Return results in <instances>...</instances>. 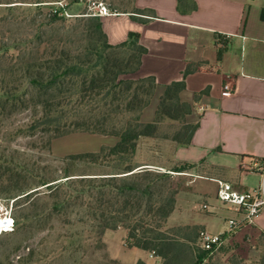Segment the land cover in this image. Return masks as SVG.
<instances>
[{"label": "trees", "instance_id": "obj_1", "mask_svg": "<svg viewBox=\"0 0 264 264\" xmlns=\"http://www.w3.org/2000/svg\"><path fill=\"white\" fill-rule=\"evenodd\" d=\"M74 1L80 4L79 0ZM21 7L5 8L12 13ZM35 8L39 12L41 5ZM196 9L195 2L179 0V11L189 13ZM74 18L78 25L71 32L82 37L84 46L74 47L68 34L44 38L45 30L40 33L35 53L22 52L15 45L6 46L10 61L0 80V115L18 104L32 109L35 124L47 126V132L51 133L49 147L56 138L80 132L115 136L120 141L115 147H103L97 153L64 158L65 168L60 176L33 175L34 179L26 184L18 183L21 173L11 177L0 195L14 200L15 230L23 228L30 218L27 203L41 193L40 189L30 192L31 187L36 186L43 187L45 196L52 200L53 212L65 217V224L84 225L86 245L93 251L105 249L106 231L122 227L126 230L127 249L149 252L160 258L161 264H204L216 252L223 253L222 246L213 251L200 247V233L204 231L201 226L167 227L178 194L172 175L156 168H142L135 158L142 137L163 138L180 146L191 143L198 125L186 121L192 107L180 99L186 89L185 79L167 86L155 121L141 123V114L151 102L157 84L153 77L128 78L140 69L147 53L139 44L140 35L131 33L127 41L111 45L99 17ZM61 20L67 18L52 14L44 20L43 26L54 31L55 24ZM10 51L19 54L10 55ZM221 56L222 50L219 58ZM197 68L188 66L184 77ZM166 122L179 126L172 135L161 137ZM258 161L264 167V159ZM79 163L108 167L114 173L79 174L75 171ZM193 168V165L183 164L173 167L172 171L182 173ZM30 174L32 176V172ZM107 262L117 264L113 260ZM137 264L146 263L139 260ZM221 264H247V261L233 255ZM250 264H264V256L261 261Z\"/></svg>", "mask_w": 264, "mask_h": 264}, {"label": "crops", "instance_id": "obj_2", "mask_svg": "<svg viewBox=\"0 0 264 264\" xmlns=\"http://www.w3.org/2000/svg\"><path fill=\"white\" fill-rule=\"evenodd\" d=\"M191 1L197 9L189 13L179 11V0H130L128 7L114 9L106 4L114 15L100 18L111 45L136 33L147 49L140 69L128 77H153L157 84L141 123H153L167 86L185 79L180 99L192 107L186 121L198 125L187 146L142 137L135 158L142 168L160 169L174 179L178 194L168 227L201 226L213 234L224 233L225 258L238 255L259 262L264 256V210L252 224L231 231L229 221L242 220L243 214L218 202L216 193L218 181L241 192L264 185V171L255 166L264 159V0ZM190 65L198 68L184 77ZM225 84L237 87V92L225 96ZM119 141L115 136L73 133L54 139L51 151L64 159L113 148ZM160 144L172 164L194 168L177 173L173 167L140 161L157 153ZM100 169L107 171L98 174L114 173Z\"/></svg>", "mask_w": 264, "mask_h": 264}, {"label": "rangeland", "instance_id": "obj_3", "mask_svg": "<svg viewBox=\"0 0 264 264\" xmlns=\"http://www.w3.org/2000/svg\"><path fill=\"white\" fill-rule=\"evenodd\" d=\"M0 1L3 2L0 4L3 7L0 9V80L3 77L4 68L8 67L10 61L6 55V46L15 45L22 52L35 53L42 30L47 31L44 38L61 37L68 34V36L71 35L74 47L86 45L80 35H74L71 32L78 25L76 18L58 21L54 26V31H49L43 26L44 20L52 15V6H47V4L61 0ZM39 1L42 3L38 4ZM91 2L104 3L110 5L109 8L114 9L128 7L130 0H91L80 4L75 3L74 0H67V10L73 15H80L78 17L87 16L96 11L90 10ZM13 5L22 7L12 13L5 8ZM37 5H41L39 12L35 10ZM9 54L17 56L19 52L10 51ZM33 116V110L25 109L21 104L9 108L4 115H0L1 192L7 188L9 179L18 176L20 173L22 178L18 183L26 184L34 179L33 175L56 177L60 176L61 170L65 168L63 159L56 157L51 151L53 140L50 147L48 145L51 137V133L47 132L48 127L35 124ZM178 126L179 124L175 122L164 123L161 137L172 135ZM158 140L161 143L166 141L163 138ZM143 160L155 162L165 167L177 166L170 162L168 150L163 148L162 144L157 146V153L149 157L145 156L140 161ZM136 161L139 162L137 159ZM75 171L83 174L99 173L107 171V169L101 170L100 167H91L79 163L75 166ZM172 184L177 190L173 178ZM31 188L33 189L30 192L40 189L41 193L34 195L27 203L30 207L28 212L30 218L25 226L18 230H15L17 228L15 226L13 232L0 237V264H110L107 262L108 260L116 261L117 264H137L139 260L146 264L162 263L160 258L158 260L160 262H156L157 260L152 259L149 253L144 250L127 249L125 247L126 230L122 227L115 231H106L103 236L105 249L93 251L86 245L87 236L84 232V225L71 226L65 224V217L53 212L52 200L45 196L43 187L32 186ZM0 200L10 205L13 199L1 194ZM14 206L15 204H13V216L17 211ZM72 217L71 221L74 223L75 214ZM76 232L79 234L76 235ZM262 244L264 246V241ZM226 249L224 246L220 248L223 252ZM222 254L216 252L204 264L227 262L229 259ZM250 263L252 262H247V264Z\"/></svg>", "mask_w": 264, "mask_h": 264}, {"label": "built area", "instance_id": "obj_4", "mask_svg": "<svg viewBox=\"0 0 264 264\" xmlns=\"http://www.w3.org/2000/svg\"><path fill=\"white\" fill-rule=\"evenodd\" d=\"M86 0H79L80 3H84ZM90 2V1H87ZM52 6L51 14L59 15L66 18H74L80 15H73L67 10V0H61L56 3L47 4ZM93 11L90 16L93 17H105L114 15L107 5L103 3L91 2L89 6ZM237 92V87L231 88L228 84L223 87V94L225 96L233 95ZM255 166L264 171V167L260 161H255ZM216 199L222 205L230 206L238 212L243 214L242 220H230L229 226L231 231L239 229L243 223L252 224L255 219L264 210V185L253 191H239L233 187L232 184L224 181H218V189L216 193ZM13 204H5L0 200V237L14 231L15 220L13 216ZM203 209H207V205H202ZM225 240V234H213L208 231H202L200 233V247L205 251H213L220 248Z\"/></svg>", "mask_w": 264, "mask_h": 264}]
</instances>
